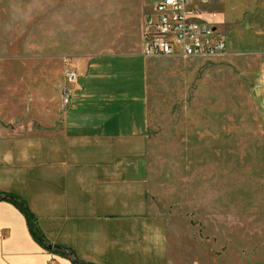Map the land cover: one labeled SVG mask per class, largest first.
I'll return each mask as SVG.
<instances>
[{"label": "rangeland", "instance_id": "374dc122", "mask_svg": "<svg viewBox=\"0 0 264 264\" xmlns=\"http://www.w3.org/2000/svg\"><path fill=\"white\" fill-rule=\"evenodd\" d=\"M153 2L0 0V68L19 70L39 104L54 94L44 70L51 63L63 75L77 59L118 57L112 85L127 96L116 98V125L139 124L142 107H123L143 94L146 59L127 57L141 52L142 19ZM147 62L154 212L170 218L191 264H264V115L254 91L260 59Z\"/></svg>", "mask_w": 264, "mask_h": 264}, {"label": "crops", "instance_id": "0c3cea01", "mask_svg": "<svg viewBox=\"0 0 264 264\" xmlns=\"http://www.w3.org/2000/svg\"><path fill=\"white\" fill-rule=\"evenodd\" d=\"M217 5L226 55L260 59L254 91L264 115V0H214L212 8ZM142 34L141 26L140 54L127 58L146 59L144 91L123 108L131 113L139 105L143 117L126 129L116 125V98L127 96L112 85L118 57L75 60L74 83L51 63L44 70L54 94L39 104L35 86L22 85L19 70L0 68V193L25 200L48 241L87 264H191L180 252L177 228L154 212L150 199L151 58L142 55ZM0 264L72 263L40 247L24 215L0 202Z\"/></svg>", "mask_w": 264, "mask_h": 264}, {"label": "built area", "instance_id": "2783aa9c", "mask_svg": "<svg viewBox=\"0 0 264 264\" xmlns=\"http://www.w3.org/2000/svg\"><path fill=\"white\" fill-rule=\"evenodd\" d=\"M214 0H155L142 19L145 58H201L226 55V43L219 30L221 14L212 8ZM69 83L75 72L66 73ZM68 90L62 96L67 105Z\"/></svg>", "mask_w": 264, "mask_h": 264}, {"label": "trees", "instance_id": "16d2710c", "mask_svg": "<svg viewBox=\"0 0 264 264\" xmlns=\"http://www.w3.org/2000/svg\"><path fill=\"white\" fill-rule=\"evenodd\" d=\"M6 126L11 127L12 124H6ZM0 202H7L13 205L24 215L30 235L40 247L54 255L68 259L72 264H87L80 261L73 250L63 246L53 245L48 241V239L40 231L36 217L31 212L26 201L21 197L10 193H0Z\"/></svg>", "mask_w": 264, "mask_h": 264}]
</instances>
